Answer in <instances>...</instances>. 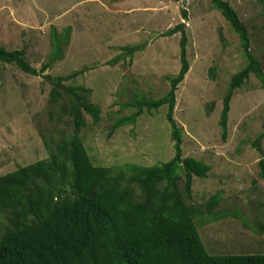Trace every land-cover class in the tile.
Segmentation results:
<instances>
[{
    "label": "rangeland",
    "instance_id": "374dc122",
    "mask_svg": "<svg viewBox=\"0 0 264 264\" xmlns=\"http://www.w3.org/2000/svg\"><path fill=\"white\" fill-rule=\"evenodd\" d=\"M226 1L245 24L251 52L264 69V0ZM183 22L189 70L177 87L173 117L182 128L183 157L209 167L205 178H193L188 203L202 204L221 192L215 209L220 217L205 218L198 234L211 255L264 254V180L258 175L264 138L255 147L264 130V90L251 76L235 91L222 139V98L244 62L237 35L209 0H0V48L24 49L37 70L52 52L60 54L44 72L52 76L86 69L64 84L89 88V101L100 109L96 125L84 115L81 131L93 164L149 167L174 154L166 106L107 134L117 117L132 112L126 104L167 92L166 78L180 67L179 33L162 34ZM54 31L67 38L59 40L66 45L58 51L50 42ZM143 43L131 59L112 62L120 48ZM51 87L0 61V176L46 158L41 132L69 130L66 116L49 103ZM56 116L57 125L51 120Z\"/></svg>",
    "mask_w": 264,
    "mask_h": 264
},
{
    "label": "trees",
    "instance_id": "16d2710c",
    "mask_svg": "<svg viewBox=\"0 0 264 264\" xmlns=\"http://www.w3.org/2000/svg\"><path fill=\"white\" fill-rule=\"evenodd\" d=\"M239 39L243 67L232 74L222 98L219 118L222 139L227 135L230 101L251 76L264 90V69L251 52L244 23L226 0H209ZM264 3V2H263ZM183 19H187L184 10ZM179 33L178 72L166 80L167 92L159 98L139 97L126 104L132 112L117 117L107 136L118 128L135 125L144 113L167 107L165 119L174 151L166 162L149 167L94 165L81 138L84 115L96 125L100 109L89 101L91 90L64 83L86 69L67 76L45 74L61 55L52 52L39 70L25 60L24 49L0 48V61L14 64L25 74L41 76L51 84L49 103L66 116L69 130L52 135L41 132L47 152L44 159L18 166L0 176V264H264V254L211 255L198 234L205 218L215 220L221 192L202 204H189L194 177L203 179L209 167L182 155V128L173 117L176 91L189 70L186 58V26L179 23L162 35ZM54 31L50 39L56 50L66 44ZM143 44L120 48L118 62L142 50ZM51 120L58 124L57 116ZM264 138L257 137L255 147ZM264 180V159L258 161Z\"/></svg>",
    "mask_w": 264,
    "mask_h": 264
}]
</instances>
